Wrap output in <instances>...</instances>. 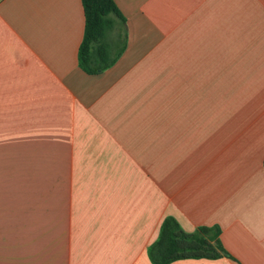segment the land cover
<instances>
[{
    "label": "crops",
    "instance_id": "obj_1",
    "mask_svg": "<svg viewBox=\"0 0 264 264\" xmlns=\"http://www.w3.org/2000/svg\"><path fill=\"white\" fill-rule=\"evenodd\" d=\"M114 1L88 74L82 0H0V150L49 167L0 173V264H153L169 216L229 254L170 264H264V0Z\"/></svg>",
    "mask_w": 264,
    "mask_h": 264
},
{
    "label": "trees",
    "instance_id": "obj_2",
    "mask_svg": "<svg viewBox=\"0 0 264 264\" xmlns=\"http://www.w3.org/2000/svg\"><path fill=\"white\" fill-rule=\"evenodd\" d=\"M84 36L78 51L81 68L98 74L111 67L127 47V20L114 0H82ZM221 228L199 226L185 231L174 217H166L156 240L148 247L153 264H170L189 258L229 256L220 240Z\"/></svg>",
    "mask_w": 264,
    "mask_h": 264
},
{
    "label": "rangeland",
    "instance_id": "obj_3",
    "mask_svg": "<svg viewBox=\"0 0 264 264\" xmlns=\"http://www.w3.org/2000/svg\"><path fill=\"white\" fill-rule=\"evenodd\" d=\"M11 152L12 151H9V153ZM13 153H15V151H13ZM13 156L14 157H12V155L10 154L8 156L9 159L6 160L5 157L2 155V151L0 150V173H32V172H38V169H40L41 173L48 172V168H49L48 166L42 165L39 168V167H33L32 165H27V164H24V165L16 164L15 154ZM5 161H8L7 164Z\"/></svg>",
    "mask_w": 264,
    "mask_h": 264
}]
</instances>
